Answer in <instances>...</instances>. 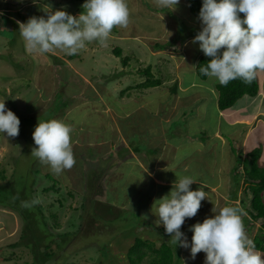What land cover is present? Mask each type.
I'll return each mask as SVG.
<instances>
[{
  "label": "rangeland",
  "instance_id": "374dc122",
  "mask_svg": "<svg viewBox=\"0 0 264 264\" xmlns=\"http://www.w3.org/2000/svg\"><path fill=\"white\" fill-rule=\"evenodd\" d=\"M0 1L6 5H1L0 15L8 17L6 23L0 19V102H5L20 120L17 137L0 133V170L4 167L8 177L14 173L11 183L17 193L23 191L32 199H40L49 238L75 231L59 238L63 249L57 248L54 240H43L42 246L47 244L55 253L38 264H62L64 259L71 264H129L125 250L132 238L124 236L132 226L137 223L133 232L141 237L147 236L146 229L164 228L162 223H156L159 218L153 212V204L167 195L172 186L163 192L161 180L148 176L154 175L151 169H160V179L168 181L177 179L176 174L206 184L219 181L218 190L223 195L217 200L218 208L233 201L245 204L239 201H247L248 193L243 188L239 198L233 200L230 196L234 189L235 156L239 154L238 160L244 159L245 153L229 136L221 143L212 135L217 125L223 134L230 128L224 118L217 116L214 84L218 80L208 76L200 79L195 73V64L203 52L199 42L193 43L190 36L198 34L202 23L189 11L185 0H180L174 11L158 10L154 0H127L129 26L115 27L106 46L94 41L71 56L60 50L29 52L17 21L27 22L33 16L46 19L47 12L59 9L78 16L84 11L86 0ZM11 29L13 36L9 37ZM162 44L164 48L160 49L158 45ZM115 46L128 56L127 65L113 54ZM146 63L152 65L155 76L162 78V84L126 90L124 87L143 78L137 69ZM173 81H177L178 91L183 86L186 90L171 93L169 86ZM262 85L264 90V80ZM51 119L63 120L73 129L76 164L60 175L31 155L36 147L32 138L35 127L39 120ZM258 139V134L250 137L253 142ZM128 141L140 151L129 147ZM121 144L129 148L123 158L116 151ZM147 161L151 163L147 165ZM34 169L39 171L34 173ZM91 170L93 175L87 179ZM44 173H50L56 181L53 188L44 190L52 184ZM98 177L101 186L95 183V189H99L93 192L92 182ZM227 178L231 180L226 181ZM157 187L163 194L157 192ZM199 188L190 186L193 191ZM205 189L207 199L201 202L197 215L186 218L192 225L214 216L215 196ZM22 198L26 200L25 196ZM87 207L91 213L103 215L92 217ZM257 224L254 222V228ZM77 225L80 230H76ZM37 227L34 232L38 238L43 233L40 225ZM21 228L18 214L0 206V264H36L26 246H9L19 239ZM192 235L185 236L188 248L180 246V264H204V252L195 259L191 256Z\"/></svg>",
  "mask_w": 264,
  "mask_h": 264
},
{
  "label": "clouds",
  "instance_id": "9594fccd",
  "mask_svg": "<svg viewBox=\"0 0 264 264\" xmlns=\"http://www.w3.org/2000/svg\"><path fill=\"white\" fill-rule=\"evenodd\" d=\"M180 0H154L158 10H175ZM187 3V2H186ZM188 6V4H187ZM84 9L73 16L59 9L47 12V18L30 17L27 22L17 21L26 49L31 53L76 55L88 43L97 41L106 46L115 27L126 29L131 12L127 0H86ZM159 11V12H160ZM243 14L241 18L240 14ZM202 29L193 43L210 57L200 71L214 77L221 85L241 79L251 83L257 72H264V0H203L199 12ZM164 44L160 46L163 49ZM171 45V44H169ZM264 80V79H263ZM20 120L0 102V133L15 138L19 135ZM73 129L60 119L38 122L32 133L36 147L31 155L50 167L55 175L71 170L75 164L72 145ZM171 191L153 204L158 216L157 225L164 226L170 242L188 248L181 227L186 218L195 217L201 202L207 199L203 186L191 190L197 181L188 175L176 174ZM41 203L40 199L22 201L23 207ZM214 216L192 225L191 256L204 252V264H264V254L256 251L243 222L247 212L238 204L212 208Z\"/></svg>",
  "mask_w": 264,
  "mask_h": 264
},
{
  "label": "trees",
  "instance_id": "16d2710c",
  "mask_svg": "<svg viewBox=\"0 0 264 264\" xmlns=\"http://www.w3.org/2000/svg\"><path fill=\"white\" fill-rule=\"evenodd\" d=\"M188 4L189 11L194 15L199 17V12L202 7L203 0H185ZM0 1V7L6 6L5 4H1ZM34 3V2H33ZM14 14V13H13ZM33 14V13H32ZM7 16L2 14L0 15V19L2 22L6 23ZM13 24L16 23V21H11ZM18 24V23H17ZM17 29V28H16ZM15 29V30H16ZM13 30H10L9 37L13 36ZM10 39V38H9ZM159 46V45H158ZM161 46V45H160ZM113 54L115 56L120 57L121 62L123 65H127L128 62V56L122 55L121 48L118 46L113 47ZM210 60V57H206L203 54H200V56L197 59V62L195 64V73L200 79H205L207 76L203 74L200 69L202 67H206L207 62ZM152 65L150 63H146L143 67L137 69V73L142 75L143 78L139 81H134L132 85H127L124 87L126 90L131 88H139V89H145L153 86H160L162 84V78L155 76L151 70ZM169 89L171 93H177L178 91V85L177 81H173L172 84L169 86ZM216 90H217V107L218 109L222 110L227 107H230L239 97H241L243 94L248 95H255L258 91V83L256 78L251 83H245L241 79H236L233 81H230L226 86L221 85L219 82L216 84ZM123 91H121L122 93ZM65 105V103H64ZM63 105V106H64ZM130 146L133 150L140 151V148L136 147L135 144L132 141H128ZM120 148V149H119ZM116 151L117 155L119 154L124 157L125 153L128 152L129 148L127 145L121 144ZM112 155V153H107ZM260 155V148L254 147L251 150L247 151L245 153L244 159L240 158L238 160L239 154L235 156V164L232 168V174L234 181V187H237L239 185L242 186L243 191L247 195V201L244 200V198H241L239 201L245 203L244 205H240L246 212L247 216L243 218V222L245 225L246 233L249 238L253 240L256 246V250L258 251H264V200L262 199V191L264 190V166H260L258 164V158ZM238 157V158H237ZM242 168L241 170L239 168ZM39 169H34V173H37ZM93 170L90 171L89 175H86L87 179L93 175ZM14 172V170H13ZM10 175L9 177L6 174V169L3 167L0 170V206L1 207H8L14 212L18 214L20 219L22 220V228L19 234V239L10 243L9 246L15 247V246H26L29 251L31 252L32 260L38 263H43L51 259L50 257L55 253L53 249H51L47 244L42 246L43 240L51 239L50 233L48 230V223L45 220V216L42 213V210L40 209L39 204L34 205L32 207H23L22 201H32L33 199L29 197L28 193L25 194V192L20 191L17 193V191L13 188L11 183V178L13 176ZM9 175V174H8ZM95 175V174H94ZM44 177L47 179L52 180V184L48 185L44 188V190H48L49 188H53V183H56V181L53 179L52 175L50 173H44ZM98 181V182H97ZM92 182L94 187L92 189L93 192L98 190L99 188L95 189V183H98V185L101 184L100 177H98V180ZM91 183V182H90ZM101 186V185H100ZM85 190V189H84ZM23 196H25L26 200H23ZM235 193L232 196L231 199H235ZM82 207L84 206L83 203ZM230 204H237L234 201L230 203H226V205ZM96 207V205L94 206ZM98 207V206H97ZM111 207V206H109ZM89 207H87L88 209ZM90 209V208H89ZM88 213L94 216L103 215L102 213H91V209ZM254 222H258V224L254 228ZM74 223V222H73ZM37 225H40L42 228L41 236H35L34 230H38ZM78 226V225H77ZM76 230H80V225ZM137 226V223H135L132 226V229L129 230V234L124 233V237H131L132 242L128 245V247L125 250V258L129 264H180L181 259L179 256V249L180 246L177 244V246L173 245L170 242L171 236L166 234L165 229L162 227H157L154 230L146 229V237H141L137 234H134L133 229ZM192 224L189 220H185V223L181 227V232L184 233L185 236L192 234V231H190ZM255 229V230H254ZM72 233V235L75 233L69 231L66 232H60L55 234L54 238L51 240H54L56 243L57 248L61 247L63 249V245H61L60 237ZM46 234L48 236L46 237ZM128 235V236H127ZM61 237V238H62ZM123 237V238H124ZM39 240H41V244H39ZM168 240V241H167ZM74 241V237H73ZM158 241V245H156V242ZM64 244V243H63ZM44 247L43 251L42 248ZM105 251V250H104ZM102 252V251H101ZM48 258V259H47ZM62 264H71V261L64 259L62 261Z\"/></svg>",
  "mask_w": 264,
  "mask_h": 264
},
{
  "label": "crops",
  "instance_id": "0c3cea01",
  "mask_svg": "<svg viewBox=\"0 0 264 264\" xmlns=\"http://www.w3.org/2000/svg\"><path fill=\"white\" fill-rule=\"evenodd\" d=\"M241 18H243L241 16ZM197 34L190 36L191 40L192 38H195ZM186 40H183L185 42ZM138 61V60H137ZM263 79H264V72H257L256 80L258 83V91L255 95H248V94H243L241 97H239L230 107H227L225 109H217V116L221 119L224 118L225 122L230 128L229 131L224 132L221 129L220 126L217 125L215 130L212 131V135L214 138H217L220 140L221 143H225V137L231 139L234 141L233 143L243 151V153H246L247 151L251 150L253 147H260L261 148V153L258 158V164L260 166H264V90H263ZM218 81L215 82L214 88L216 89V84ZM180 84V83H179ZM186 86L179 87V91H185ZM198 95V94H197ZM216 101H217V90H216ZM216 106L217 103L215 102ZM218 108V107H217ZM218 119V121L220 120ZM226 133V134H225ZM253 134H258L259 139L256 142H253L250 140V137ZM257 138V137H256ZM249 141V142H248ZM248 142V143H247ZM139 152V151H137ZM148 163L151 162H146L147 165ZM161 168V167H159ZM153 171V174H149L148 176L151 178H158V180H161L162 184L161 188L162 191H169L173 183L176 181V179H173L171 181L164 180V178L160 179L159 175V170L160 169H151ZM146 174V173H145ZM196 180V179H195ZM230 178H227L226 181H230ZM196 183H193L192 186L196 188L197 186L201 187L203 186L206 188L205 190H209V192L213 193L215 196V200L213 201L212 207L214 205L218 206V198L221 197L222 190H218L221 188V184L216 182L215 184H206L202 181L196 180ZM242 186L239 185L237 187H234V189L230 192V196L234 195L235 193V199L238 197L241 192ZM157 192L161 195V189L160 188H155ZM240 189V191L238 190ZM226 191V190H225ZM239 191V192H238ZM162 192V194H163ZM262 199L264 200V190L261 193ZM164 196V195H163ZM196 221L198 220V217H196ZM191 219V218H187ZM193 219V218H192ZM195 219V218H194ZM193 221V220H192ZM194 222V221H193Z\"/></svg>",
  "mask_w": 264,
  "mask_h": 264
}]
</instances>
